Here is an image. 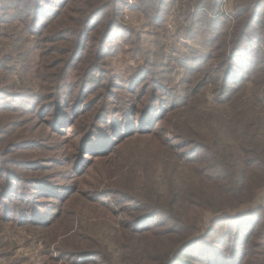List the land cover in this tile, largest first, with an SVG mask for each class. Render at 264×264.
<instances>
[{"label": "rangeland", "instance_id": "1", "mask_svg": "<svg viewBox=\"0 0 264 264\" xmlns=\"http://www.w3.org/2000/svg\"><path fill=\"white\" fill-rule=\"evenodd\" d=\"M108 1L110 5L101 16L97 14L85 29L86 18L98 11L101 0H0V52L14 46L9 53L11 60H0V71L8 76L4 63L14 68L11 81L25 79L21 86L30 91L29 99H10L8 113L0 109V114H9L0 119V134L5 132L0 135V201L4 202L0 218L12 225L11 229L2 230L11 236L12 242L0 250V264L97 262L95 257L80 258L84 251L93 252L90 243L78 251L66 249L63 260L59 259L57 248L65 241L72 242L81 226L87 231L98 229V200L115 206L112 196L98 197V190L110 191V182L122 178L120 172L127 171L132 157L145 151L158 153L167 140L174 142L167 132L176 130L179 122L174 113L165 110L166 103L172 100L180 110L182 105L198 98L197 92L208 90L209 96L211 90L214 94L221 90L219 79L207 69L213 61H205L212 53L206 43L208 38L212 39L209 44L213 47L241 23H236L232 0H223L218 7L216 0H205L198 6H203L200 21L194 20L197 14L190 15L197 8L195 0ZM40 9L56 11L45 23H38L34 16ZM111 20L114 24L105 34ZM82 29L87 35L80 39ZM255 32L256 49L263 50L264 32L260 24H256ZM12 35L27 46L16 49ZM199 55L202 58L197 63L191 61ZM200 64L204 67L196 72ZM202 80L207 87L199 90ZM57 86L61 89L55 90ZM56 92L59 100L52 101L50 98ZM152 97L156 100L151 112L156 115L157 111L160 116L165 111L162 122L158 117L151 119L150 113L142 116ZM132 120L145 124V131L155 133L140 138L136 133L131 135V129L123 139V135L113 134L117 128H129ZM188 158L196 160V151L189 153ZM5 182L12 185L3 199ZM28 184L42 188L55 185L61 198L41 197L38 191L28 190ZM31 199L43 203L33 208ZM251 207L258 208L259 204ZM19 208H25L24 214L18 215ZM86 208L93 212L87 214ZM32 215H45L47 221L33 225L35 222H29ZM226 223L219 225V242L223 237H234L233 244L249 230L237 246L241 255L236 264H264V210L246 217L235 230ZM205 230L203 227L201 233ZM84 238L87 242L95 241L89 235ZM75 252L78 253L72 254Z\"/></svg>", "mask_w": 264, "mask_h": 264}, {"label": "trees", "instance_id": "2", "mask_svg": "<svg viewBox=\"0 0 264 264\" xmlns=\"http://www.w3.org/2000/svg\"><path fill=\"white\" fill-rule=\"evenodd\" d=\"M204 1L195 0L197 8L190 15L197 14L194 19L196 21H200L199 13L203 6H198L203 5ZM222 1L216 0L215 6L221 5ZM108 5V0L98 3V11H93L86 18L85 29L97 14L101 16ZM231 5L235 11L236 23H241L233 26L231 35H225L213 47L209 44L213 40L208 38L206 46L211 47L212 53L208 56L203 54L207 56L205 61H213L207 69L219 79L220 92L216 91L214 94V90H211L209 96L208 90L200 94L197 92L195 96L198 98L182 105L180 110H177V104L172 100L166 103L165 110L174 113L173 117L179 122L176 130L167 132L174 142L167 140L159 147L158 153L145 151L132 157L130 168L128 166L127 171L125 169L120 172L122 178L110 182V191L98 190V197L112 196L115 206L109 207L98 200V229L87 231V228L81 226L71 238L72 242L65 241L58 246L59 259H65L63 252L66 249L78 251L90 243L93 245V252L84 251L80 258H97L98 261L92 262L93 264L237 263L241 255L237 246L242 244L249 230L246 229V233L233 244L231 242L234 237L228 240L223 237L219 242L217 235L221 223L228 222L225 225L232 226V230H235L246 217L264 210V49L257 50L255 45L256 24H260L264 32V0H232ZM52 10V13H48L45 9H40L41 12L34 17L39 19L38 23H45L54 16L56 10ZM223 23L224 20L220 25H225ZM48 24L49 22L45 26ZM112 24L114 20L106 27L105 34H108ZM85 29L79 33L80 39L87 35ZM12 40L17 44L16 49L27 46L13 35ZM7 47L9 49L4 50V53L0 52V60H11L12 55L9 53L14 46L11 49L10 46ZM201 56L192 57L191 61L197 63ZM203 64L198 65L196 72L202 71ZM4 70L8 76L0 71V109H5L2 113H8L10 99H29L27 96L30 91L27 86H21L25 79H20V82L11 81L14 78V68L4 63ZM206 73L205 71L203 74ZM2 76L8 78L2 79ZM201 82L199 90L207 87L204 80ZM61 86H57L55 90H60ZM52 96V101L55 98L59 100L57 92ZM155 100L152 97L145 104L142 116L146 117L150 113L151 119L158 117L162 122L165 111L160 116L157 111L156 115L151 112L155 110ZM137 103L140 104L141 101ZM75 105L77 101L74 103L76 108ZM15 111L16 109L13 110ZM8 115L0 114V119ZM147 123L149 125L150 120ZM128 125L129 128L115 129L113 134L123 135V139L131 129V135L136 133L140 138L155 133L145 131L147 128L141 122L136 124L132 120ZM103 131L106 134L104 129ZM4 134L5 132H1L0 135ZM144 139L149 142V139ZM186 149H190L189 152H184ZM195 151L197 159L188 158L189 153ZM83 158L82 156L81 159ZM11 173L13 174L10 171ZM5 178L8 180L7 176ZM13 183L18 182L14 180ZM11 185L9 182L3 185V199ZM27 187L28 190L38 191L41 197L61 198L55 185L42 188L39 184H28ZM30 203L35 208L43 202L31 199ZM255 203L259 204L258 208L251 207ZM124 205H128V208H124ZM0 206L3 208L4 202L0 201ZM89 208H86L87 214L93 212ZM19 209L18 215L24 214L22 210L25 208ZM123 215L125 216L122 217ZM45 217L32 215L29 222L44 225L47 221ZM168 224L173 226L168 227ZM10 226L12 225L5 222L4 218H0V250L5 248V244L12 242L11 236L2 231L11 229ZM203 227L206 230L201 233ZM85 235L95 241L87 242ZM4 239L7 240L3 242Z\"/></svg>", "mask_w": 264, "mask_h": 264}]
</instances>
